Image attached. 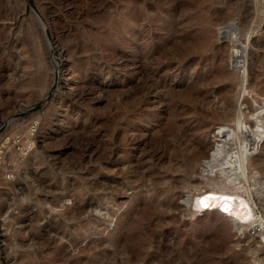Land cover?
Returning a JSON list of instances; mask_svg holds the SVG:
<instances>
[{
  "label": "rangeland",
  "instance_id": "rangeland-1",
  "mask_svg": "<svg viewBox=\"0 0 264 264\" xmlns=\"http://www.w3.org/2000/svg\"><path fill=\"white\" fill-rule=\"evenodd\" d=\"M228 21L241 34L253 28L242 86L244 68L225 61L230 50L221 28ZM129 79L144 91L126 100ZM241 91L245 99L264 98V0H0V128L21 129L34 115L41 121L38 145L17 180L0 175V264L263 259L264 140L248 147L245 164L259 185L241 177L235 184L246 190L238 195L249 200L254 230L225 231V211L192 214L184 201L190 188L172 201L150 189L194 138L224 140L204 135L205 125L232 111ZM242 128L252 136L250 126ZM219 165L201 164L220 187L204 185L196 194L208 198L227 183ZM60 193L64 207L52 202ZM77 203L90 207L70 219L65 210Z\"/></svg>",
  "mask_w": 264,
  "mask_h": 264
},
{
  "label": "bare ground",
  "instance_id": "bare-ground-1",
  "mask_svg": "<svg viewBox=\"0 0 264 264\" xmlns=\"http://www.w3.org/2000/svg\"><path fill=\"white\" fill-rule=\"evenodd\" d=\"M246 23H248V20L244 19L243 22H240V25L242 26V24ZM240 25L237 26L234 21H228L226 26L221 29H223V31L225 30L224 36L227 39L226 47L228 50H230L225 61L233 68L234 63H237L234 59L233 54L239 53L242 57H244L245 67L242 72L243 75L239 76V84L240 86H242L245 83L247 76H244V73L246 71L247 74V70H249L250 68L248 62L247 45L252 41L251 36L253 28L241 34ZM50 47L51 45H48L49 50ZM218 58L221 62H223V55H219ZM136 83L135 81L129 79L128 84L131 85V91L128 90L125 96L126 100L128 99V97L139 94L143 90V88ZM115 93H118V90H115ZM240 98L241 101L236 105V107H234L232 111L220 113L216 116H211L210 121L205 125L204 129L209 131H204V135L209 138L210 132H213L214 137H221L224 140L222 142H214V144H205L200 139V137L194 138L193 141H191L186 147L187 153L183 157H181V159L177 161V163L175 162V166L168 167L163 176H160V178H157L155 180V184L154 182H152V188L150 189L154 191V195H156L157 197L163 196L165 199L172 201L175 198L178 199L183 196V194L180 193V190L190 188L193 190V192L188 190V192H186L187 199H184V201H187V203L189 201V206L192 214L200 213L204 209L208 208H213L215 209V211L221 213L222 211H225L227 214H229L230 222L228 223L229 225H227V227L225 226L224 230L226 228L227 230L234 228L238 232L243 233V231L247 230L248 228L254 230L257 226V220L253 219L250 204L246 201L248 199H245L243 195H238L240 193H246V190H238V187H236L235 184L237 182H240L238 181L240 177L243 178L246 182H249V180L251 179L248 175H245V164L249 158L248 147H250L251 144L258 145L264 140V98L259 97L254 98L253 100L245 99V97L242 95V91L239 94L238 99ZM243 101L246 102V106L243 105ZM243 123L251 127V137L247 136L244 132V129L242 128ZM138 138V135L134 137V141H136L135 150H138L139 146L141 145V141H137ZM31 156L27 159L28 162L31 161V158L33 157ZM174 159L177 160V157H175ZM258 160L259 157L252 159L251 164L256 163ZM202 163H219V174L225 176L228 180L227 183H222L223 186L221 185V189H219L220 191L218 193H213L209 195L208 198L205 196H199V194H196V192L200 193L203 189L202 186L204 185H207V187H210V189H218L220 187V184L213 173L209 174L207 172H204L202 169L199 171ZM261 164L262 165L259 169L261 174L264 176V160L261 161ZM237 168L239 172L236 170ZM26 173L27 172L24 173L21 179L24 178ZM194 174L198 178H201V181H189L191 176ZM251 182V185L254 187L259 185V182L254 179H251ZM95 184V186L99 188L103 186L100 182L97 181H95ZM110 190L111 192H113V188H110ZM222 192L226 194H223L222 196ZM84 196L85 194H80V197ZM64 200V194L60 193L53 199L52 202H58L62 205V207H64ZM88 207L90 206L87 203H77L73 207L66 208L64 214L70 219H73L76 216L84 213ZM163 207L166 210L175 209V207L170 204ZM2 210L3 208L1 207L0 211ZM259 224L262 229H264V224ZM258 244L261 245V240L258 241ZM251 261L252 264H264V258L261 260L252 258Z\"/></svg>",
  "mask_w": 264,
  "mask_h": 264
},
{
  "label": "built area",
  "instance_id": "built-area-1",
  "mask_svg": "<svg viewBox=\"0 0 264 264\" xmlns=\"http://www.w3.org/2000/svg\"><path fill=\"white\" fill-rule=\"evenodd\" d=\"M237 63L233 68L240 71L245 67V60L239 53L233 54ZM41 121L39 116L31 117L24 128L4 131L0 128V175L7 182H14L22 171L27 158L36 149L39 141Z\"/></svg>",
  "mask_w": 264,
  "mask_h": 264
},
{
  "label": "water",
  "instance_id": "water-1",
  "mask_svg": "<svg viewBox=\"0 0 264 264\" xmlns=\"http://www.w3.org/2000/svg\"><path fill=\"white\" fill-rule=\"evenodd\" d=\"M50 57L52 59V62L54 63V58H53V54L52 53H51Z\"/></svg>",
  "mask_w": 264,
  "mask_h": 264
}]
</instances>
